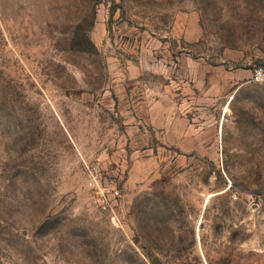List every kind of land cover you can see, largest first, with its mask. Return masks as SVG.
I'll return each instance as SVG.
<instances>
[{
    "label": "rangeland",
    "instance_id": "374dc122",
    "mask_svg": "<svg viewBox=\"0 0 264 264\" xmlns=\"http://www.w3.org/2000/svg\"><path fill=\"white\" fill-rule=\"evenodd\" d=\"M0 264H264V0H0Z\"/></svg>",
    "mask_w": 264,
    "mask_h": 264
},
{
    "label": "built area",
    "instance_id": "2783aa9c",
    "mask_svg": "<svg viewBox=\"0 0 264 264\" xmlns=\"http://www.w3.org/2000/svg\"><path fill=\"white\" fill-rule=\"evenodd\" d=\"M259 76H261V77H262V76H263V73H262V72H260V73H259ZM115 194H116L117 196H119V192H118V191H116V193H115Z\"/></svg>",
    "mask_w": 264,
    "mask_h": 264
}]
</instances>
